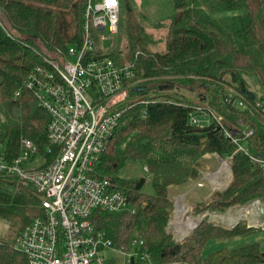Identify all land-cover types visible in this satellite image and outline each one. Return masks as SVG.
<instances>
[{
  "label": "trees",
  "instance_id": "obj_1",
  "mask_svg": "<svg viewBox=\"0 0 264 264\" xmlns=\"http://www.w3.org/2000/svg\"><path fill=\"white\" fill-rule=\"evenodd\" d=\"M86 1L0 0V150L7 161L19 155L24 139L34 143L39 153L48 146L49 115L25 87V80L30 69L41 63L39 53H56L79 43ZM123 1L126 44L119 63H133L137 85L127 91L96 177L110 176L136 213L94 210L90 222L113 247L126 250L140 220L142 244L129 264L264 262V252L256 243L221 247L202 255L210 240L245 237L258 229L245 222L226 228L204 216L183 241L167 230L174 208L169 190L197 181L200 161L207 154L227 160L231 180L225 189L213 192L202 207H196L195 214L223 213L253 200L264 203V168L250 158L264 159V115L255 107L256 102H264V0H254L255 13L252 0H170L173 12L164 48L156 52L148 49L132 6ZM108 56L121 59L113 52ZM245 74L257 77L260 98L243 80ZM164 85L172 88L161 90ZM140 88L143 91L137 92ZM235 100L243 101L246 108L233 104ZM201 109L212 117L210 122L191 124L190 115ZM244 128L252 134L246 137ZM226 132L232 133L236 142ZM128 161L144 163L151 193L142 191L143 177L117 176ZM40 215L33 187L0 174V220L15 224L10 242L0 237V264H27L15 249V241Z\"/></svg>",
  "mask_w": 264,
  "mask_h": 264
},
{
  "label": "built area",
  "instance_id": "obj_2",
  "mask_svg": "<svg viewBox=\"0 0 264 264\" xmlns=\"http://www.w3.org/2000/svg\"><path fill=\"white\" fill-rule=\"evenodd\" d=\"M119 18V0H87L79 43L56 53H39L41 63L26 77L25 87L49 115L48 146L39 153L34 143L24 139L19 155L10 161L0 150V174L30 184L39 197L41 215L15 241L27 264H111L113 259L129 264L142 244L141 237H131L129 249H116L89 220L94 210L136 213L110 176L96 177L127 91L137 85L133 63L95 53L98 38L106 40L118 32ZM233 104L246 108L241 100ZM255 107L264 115V102H256ZM189 120L198 122L193 115ZM243 133L248 137L252 130L244 128ZM225 134L236 142L232 133ZM238 149L247 154L243 146ZM250 158L264 168L263 158ZM251 204L264 213L259 200ZM257 227L264 229V221Z\"/></svg>",
  "mask_w": 264,
  "mask_h": 264
},
{
  "label": "rangeland",
  "instance_id": "obj_3",
  "mask_svg": "<svg viewBox=\"0 0 264 264\" xmlns=\"http://www.w3.org/2000/svg\"><path fill=\"white\" fill-rule=\"evenodd\" d=\"M251 1V0H250ZM120 2V18L118 32L110 36L106 40L97 39L95 53L110 54L120 56L121 62L124 58L126 32H125V2ZM132 6L138 22L143 28L144 35L147 38V47L152 52L162 51L164 48L167 27L170 20V15L173 12L172 3L170 0H128ZM253 13L256 11V3L254 0L250 2ZM228 15L232 13H227ZM227 16V15H226ZM243 80L248 85L249 89L254 93L256 98H260L262 91L255 75H243ZM141 89V88H140ZM194 118L199 122V125H206L210 122L211 116L206 110L192 113ZM201 162L200 172L201 177L197 181H189L184 185L174 186L169 190V196L173 200L174 208L171 217L168 221L167 230L172 233L177 241H183L190 233L194 226L204 217L207 216L212 222L223 226L229 225L231 228L235 223L245 222L247 227L258 228L252 234L245 237L234 239L210 240L205 245L202 255L217 250L221 247L229 249L236 248L249 243L258 244L261 251L264 252V229L257 227L258 224L264 221V213L257 211V206L251 204L253 200L244 206H232L227 208L223 213H209L204 211L201 214H195L196 207H202L213 192L225 189L231 180V171L227 160H221L218 156L207 154ZM144 163L140 161H128L122 169L117 173L118 177L124 179L144 178V186L142 191L151 193L152 187L149 182V174L144 171ZM261 205H264L260 201ZM224 223V224H222ZM13 221L0 220V237L10 242L15 236V228ZM193 225V227H191ZM141 233V222L138 221L133 232L132 238L139 239ZM116 264H125L124 260L117 261ZM256 264H264L258 262Z\"/></svg>",
  "mask_w": 264,
  "mask_h": 264
},
{
  "label": "water",
  "instance_id": "obj_4",
  "mask_svg": "<svg viewBox=\"0 0 264 264\" xmlns=\"http://www.w3.org/2000/svg\"><path fill=\"white\" fill-rule=\"evenodd\" d=\"M172 88V86H167V85H164V86H162L160 89L161 90H167V89H171ZM136 91L137 92H139V91H143V89H136ZM248 94H249V96L251 97V98H253V94L252 93H250V92H248ZM195 227V226H194ZM193 227V228H194Z\"/></svg>",
  "mask_w": 264,
  "mask_h": 264
},
{
  "label": "crops",
  "instance_id": "obj_5",
  "mask_svg": "<svg viewBox=\"0 0 264 264\" xmlns=\"http://www.w3.org/2000/svg\"><path fill=\"white\" fill-rule=\"evenodd\" d=\"M222 224H224V223H222ZM225 227H226V228H230L229 225H225Z\"/></svg>",
  "mask_w": 264,
  "mask_h": 264
},
{
  "label": "bare ground",
  "instance_id": "obj_6",
  "mask_svg": "<svg viewBox=\"0 0 264 264\" xmlns=\"http://www.w3.org/2000/svg\"><path fill=\"white\" fill-rule=\"evenodd\" d=\"M191 227H193V225H191Z\"/></svg>",
  "mask_w": 264,
  "mask_h": 264
}]
</instances>
